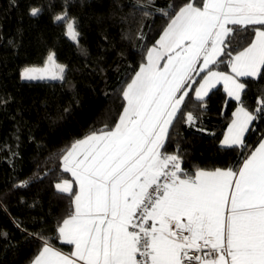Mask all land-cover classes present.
I'll list each match as a JSON object with an SVG mask.
<instances>
[{"label":"snow or ice","instance_id":"1","mask_svg":"<svg viewBox=\"0 0 264 264\" xmlns=\"http://www.w3.org/2000/svg\"><path fill=\"white\" fill-rule=\"evenodd\" d=\"M41 11L33 7L29 15ZM160 12L168 23L123 89L126 105L115 126L77 139L62 155L78 190L68 180L55 185L74 204L55 239L74 250L65 254L38 236L42 247L30 264H264V137L238 169L189 174L180 143L167 151L182 119L195 124L189 106L205 109L221 82L240 104L221 145L247 148L245 133L264 116V100L248 111L239 78H264V0H187ZM54 20L79 47L77 21L66 7ZM250 28L249 39L243 34ZM65 70L50 52L43 66H25L20 76L63 80ZM191 249L202 255H189Z\"/></svg>","mask_w":264,"mask_h":264},{"label":"trees","instance_id":"2","mask_svg":"<svg viewBox=\"0 0 264 264\" xmlns=\"http://www.w3.org/2000/svg\"><path fill=\"white\" fill-rule=\"evenodd\" d=\"M185 2L0 0V264H29L42 247L38 236L69 249L55 239L58 223L73 210V197L57 195L55 188L56 182L70 178L62 155L77 139L105 125L114 127L125 85L168 23L160 10L168 11L170 5L178 10ZM33 7L42 10L36 17L29 15ZM65 7L77 21L79 47L67 36L66 24L54 20ZM145 10L151 14L145 16ZM243 35L250 39L251 28ZM50 52L66 66L63 80L21 79L24 66L42 65ZM218 70L229 67L220 64ZM240 80L246 84L241 100L253 112L264 100V78ZM206 101L205 109L189 106L195 124L182 119L167 151L173 153L180 143L181 167L189 174L238 169L264 135V116L245 133L246 149L224 147L220 140L237 102L220 85ZM22 181H28L27 187H14Z\"/></svg>","mask_w":264,"mask_h":264},{"label":"crops","instance_id":"3","mask_svg":"<svg viewBox=\"0 0 264 264\" xmlns=\"http://www.w3.org/2000/svg\"><path fill=\"white\" fill-rule=\"evenodd\" d=\"M166 27V26H165ZM164 27V28H165ZM164 30V29H163ZM163 30H162V32H163ZM162 32L160 33V35L162 34ZM160 35L158 36V38H157V40L160 38ZM156 40V41H157ZM153 46V45H152ZM151 46V47H152ZM150 48V47H149ZM161 63H164V61H161ZM221 71V70H220ZM224 72H229L230 73V68H229V71H224ZM240 79V78H239ZM131 81V80H130ZM129 81V82H130ZM128 82V83H129ZM217 85H220L222 88H223V90H224V87H223V82H221V83H219V84H217ZM197 86V85H196ZM125 87H126V85H125ZM124 87V88H125ZM225 91V90H224ZM225 93H226V91H225ZM227 94V93H226ZM193 95H194V93H193ZM228 96V95H227ZM229 97V96H228ZM229 98H231V97H229ZM233 99V98H232ZM235 100V99H234ZM236 101V100H235ZM237 102V105H236V107H235V109H234V111H233V113L234 112H236V110H237V108L240 106V104H239V102L238 101H236ZM126 105V101H125V99H124V105H123V108H124V106ZM123 108H122V110H121V113L119 114V116L122 114V112H123ZM118 119H119V117H118ZM118 119H117V121H118ZM234 119V116L232 115V117H231V119H230V121H229V123L227 124V126H226V128H225V130H224V133H223V135H222V137H221V140H220V143H221V141H223V139H224V136H225V133H226V131H227V128H228V126H229V124L231 123V121ZM116 121V122H117ZM115 126V125H114ZM262 137H264V135L262 136ZM261 137V138H262ZM84 138V137H83ZM83 138H81V139H83ZM260 141H261V139L258 141V143L253 147V149L251 150V151H253V150H255V148L256 147H258V145H259V143H260ZM250 151V152H251ZM249 152V153H250ZM62 167H63V162H62ZM204 170H207V169H204ZM212 170H214V169H212ZM69 174H70V178H65V179H62V180H60V181H58V182H56V184L57 183H61L63 180H68L70 183H72V185L74 186V188H75V190H78V185L75 183V177H73L72 175H71V173L70 172H68ZM55 184V185H56ZM73 209H74V204H73ZM69 246V249L68 250H64V249H60L62 252H64L65 254H69L70 252H72L73 250H74V248H73V246H71V245H68ZM58 248V247H57ZM30 264V263H29Z\"/></svg>","mask_w":264,"mask_h":264},{"label":"built area","instance_id":"4","mask_svg":"<svg viewBox=\"0 0 264 264\" xmlns=\"http://www.w3.org/2000/svg\"><path fill=\"white\" fill-rule=\"evenodd\" d=\"M189 255H202V252H197L195 249L189 250Z\"/></svg>","mask_w":264,"mask_h":264},{"label":"rangeland","instance_id":"5","mask_svg":"<svg viewBox=\"0 0 264 264\" xmlns=\"http://www.w3.org/2000/svg\"><path fill=\"white\" fill-rule=\"evenodd\" d=\"M67 36H68V35H67ZM68 37H69V36H68ZM69 38H71V37H69ZM51 53H52V52H51ZM56 62H57V61H56ZM57 63H58V62H57ZM58 64H61V63H58ZM61 65H63V64H61ZM27 66H30V65H27ZM36 66H43V64H42V65H36ZM24 67H25V66H24ZM24 67H23V68H24ZM23 68H22V69H23ZM22 69H21V70H22ZM20 73H21V72H20ZM45 79H48V78H45Z\"/></svg>","mask_w":264,"mask_h":264}]
</instances>
